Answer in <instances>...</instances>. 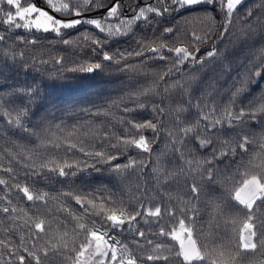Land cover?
I'll return each mask as SVG.
<instances>
[{"label":"snow or ice","instance_id":"obj_1","mask_svg":"<svg viewBox=\"0 0 264 264\" xmlns=\"http://www.w3.org/2000/svg\"><path fill=\"white\" fill-rule=\"evenodd\" d=\"M164 4L163 8L154 7L151 4L146 7H139L138 11H134L132 16H124L122 14L120 0H44L45 7H39L35 0H0V3H6L8 10L3 12L2 23L9 29H26L28 31L53 33L60 38V42L64 45L73 43L72 40L64 38V30L75 29L81 24L91 25L104 34L101 39L95 35L85 32L78 39L82 40L85 45L89 43L93 46V52L102 51V61L115 63L122 66V71H136L138 66L126 63L131 58H141L142 63L146 64L150 59H159L165 61L172 59V68H165L158 74V80L153 81V86L137 90L132 93L130 99L137 101V108H145V104L140 101L141 97H148L156 94L155 85L164 82L166 92L185 91V84L182 79H174L173 83L167 84V78H173L181 71V66L186 62H191L192 66H203L208 59L219 55L218 49L213 46L205 56L197 57L200 52L196 45L211 39L213 28L216 25L217 15L222 17L220 27L222 31L220 37H225L232 31L234 20L241 19L237 15L239 7L244 0H158ZM207 5L208 8L202 9L199 14L187 17L183 23L192 25L190 33L192 42L184 44L180 42V46H170L165 38L153 37L151 41L137 40V50L112 52L103 50L104 45L117 37L127 36L133 31V25L138 22H149L148 14H154L157 17L163 16L165 13L175 11L180 13L182 10L195 11V6ZM103 9V15L99 18L85 17V13L97 12ZM252 12L249 11L243 18L241 38H247L249 32L255 27L250 17ZM74 17V18H68ZM112 21H117L112 23ZM197 28L203 32V35L197 34ZM179 28L165 27L161 37L168 34H177L179 40ZM185 34L188 32L186 30ZM5 39L0 36V41ZM23 41V38H21ZM28 44H35V39L23 41ZM165 53H170L171 57ZM154 54V55H149ZM5 58L16 59L15 51L9 50L3 52ZM23 58V53H20ZM253 59L261 62L264 67V46L253 51ZM42 64L47 61L40 60ZM56 64H61V59L55 60ZM251 63V61H250ZM256 64H253V68ZM104 64L102 62H88L78 65L70 71H80L92 73L96 70H102ZM172 69H175L173 72ZM252 69H249L251 72ZM257 76L261 72L255 73ZM250 81H242L241 87H237L229 102L221 110L213 101L211 104L200 102L195 105L197 119L194 123H188L184 119V114L193 107L191 98L181 100L173 109L171 105L165 107L163 101L161 103H153V111L156 113V120H146L138 122L132 118H122L121 124L124 125L120 134L112 132H104L100 135L96 130L90 128L91 143H87L84 139L76 137L75 141L72 137L76 131L83 125H74L72 131H68L66 135H57L49 125L42 132H36L23 123V117L27 116L26 106L15 112L9 109L4 103H0V116L4 117L10 126L16 127L22 132L36 136L38 144L35 148H24L19 152L8 151L7 156L10 157L8 166L0 164V172L7 173L9 179L0 177V186H3L5 195L0 196V231L10 234L14 229L27 227L32 236L39 238L45 232L46 221L37 218L34 221V229L30 222L32 217L28 215V211L23 207H17L11 200L13 192L22 194V198L31 202L47 204L49 200H54L61 204V208L57 211H63L72 216L76 222L73 228L74 237H69L68 232L55 235L56 242L37 248L35 240L32 241V247L24 245V237L21 236V245L13 247L12 242L8 239H0V247L7 249V264H145V262L163 261L164 264H264V259H254L259 253L260 257H264V142L259 144L260 152L256 153L253 160L244 166L243 173L240 175L239 181L236 175L225 177L222 184L231 187L227 188V195L221 201H213L210 203L211 211L214 213V219L219 223L222 219L225 225H231V238H213L209 243H199L197 237V229L195 227V217L199 215V209L193 205L189 209L182 208L180 210L183 218L178 221V228L173 226L171 231L165 229L160 224L162 218L166 215L171 221L176 219V209L174 207L164 208L161 203L153 207H145L142 197H131L140 204L139 208L134 207L130 201L126 202L123 195H115L109 192L107 195L103 191L83 192L76 188H70L68 191H62L57 196H51L47 191H35L34 185L36 181L33 177L55 174L59 178L75 177L79 172L87 171L89 168L95 171L101 169L96 167L98 164L108 165L109 170L120 178L121 182L129 174L138 171V179L144 175V170L151 167L155 184L160 187H166L172 182L179 181L184 178V186L187 189V195L191 200L199 201L200 194L203 191L205 183L212 184L216 181V169L213 165L219 157H227L236 155L237 149L247 153L248 146L257 143L255 137H250L245 128L248 127L249 121L261 123L264 126V97H261L256 103H250L247 107L235 108L234 98L246 89L244 85ZM13 95H24L23 92L14 93ZM27 95L31 97L33 90L28 89ZM2 99V98H0ZM11 103V100L8 101ZM120 107V105H117ZM137 108H128L126 105L122 107L124 113H130ZM109 113H101L97 111L93 115H108ZM165 120H168L172 127H166ZM229 129L240 128V132L232 140L221 139L224 127ZM56 129L60 133L65 132V126L57 124ZM151 130L153 136L151 138L145 136V131ZM167 134V143L165 149L156 155L154 161L151 159L147 164L137 157L128 156L127 163H112L118 160L120 156L126 155L129 150L135 149L140 153L153 154V145L159 141L163 134ZM88 136L89 133H84ZM194 139L201 149H207L213 146L211 158H191L186 159L184 155V145L189 140ZM261 141H264V132L261 133ZM100 143L97 144L96 141ZM179 145V147L177 146ZM234 145V146H233ZM219 147L224 151L217 155L216 148ZM63 149L66 158H60L57 155L49 156L51 150ZM115 150L113 152L112 150ZM76 152L81 153L88 159H72L68 153L75 155ZM179 154L180 166L169 170L166 157L169 155ZM24 161H32L25 163L24 168L28 169L24 173L26 181L31 183H21L20 177L12 166L13 161L18 158ZM92 162L89 163L88 160ZM259 159L260 163L253 161ZM155 165V166H153ZM191 177V182L188 178ZM197 177L199 179L197 180ZM136 191L144 192L137 183ZM62 198H70L79 205L83 210V214L74 215L70 209L62 203ZM191 200L188 203H191ZM170 202V201H169ZM192 211L193 216H188L187 212ZM22 214V215H21ZM152 217L153 223L159 227L158 233H152V236L168 237L171 241H175L179 245L178 251L175 245L164 242H155L148 239V234L140 227L139 218ZM21 220L22 224L16 221ZM5 222H8L7 224ZM145 223H148L145 220ZM124 231L134 233L132 244L130 247L126 243L116 240L109 231ZM82 239H79L80 237ZM67 238V239H66ZM78 240V243H77ZM146 240V245L143 241ZM71 243V247L69 246ZM149 250L147 255L143 251ZM22 249V251H21ZM139 252V254H138ZM0 264H5L0 258Z\"/></svg>","mask_w":264,"mask_h":264},{"label":"trees","instance_id":"obj_2","mask_svg":"<svg viewBox=\"0 0 264 264\" xmlns=\"http://www.w3.org/2000/svg\"><path fill=\"white\" fill-rule=\"evenodd\" d=\"M44 3V0H41ZM122 14L124 16H132L134 11H138L139 7H146L151 4L154 7L163 8L164 4L159 3L158 0H120ZM207 5L195 6V11L182 10L180 13L175 11L165 13L161 17L154 14H148L149 22L140 21L137 25H133V31L122 37L112 39L109 43L104 45L103 50L112 52L137 50V40L151 41L153 37L165 38L170 46H180V42L190 44L192 25H185L183 21L190 16L200 13L202 9L208 8ZM0 8L3 12L8 10L6 3H0ZM251 11L252 16L250 20L255 24V27L248 33L247 38H241V31L243 25V18ZM3 12H0L2 15ZM103 15V11H97L89 17L99 18ZM217 15L216 25L213 28L211 39H207L203 43L196 46L199 47L200 52L197 57L205 56L206 53L215 46L219 55L208 59L203 66H192L191 62H186L181 66V71L173 78H167V84L173 83L174 79H182L185 84V91L166 92L167 85L164 82H159L155 85L156 94L148 97H141L140 101L145 104V108L138 109L137 101L130 99L132 93L138 89L142 90L146 87L153 86V81L158 80V74L165 68H172V59L161 61L159 59H150L146 64L142 63L141 58H131L126 61L130 65L138 66L136 71H122V66L115 63L102 61V51L93 52V46L89 43L85 45L78 37L87 32L95 35L101 39L104 38L103 33L91 25L81 24L75 29L64 30V38L73 41L69 45H64L60 42V38L53 33H44L36 31H28L26 29H9L8 26L0 22V36L5 39L0 41V103H4L9 109H13V115L16 111L27 108V116L23 117L25 126L36 132H42L45 127L49 125L57 135H66L68 131L73 130L74 125H83L76 131L72 139L75 141L76 137L84 139L87 143H91L90 128L96 130L100 135L104 132H112L120 134L123 131L124 125L121 124L122 118H132L138 122L146 120H156V113L153 111V103H161L167 108L169 105L174 109L176 104L181 100L191 98L193 107L185 114L184 119L188 123H194L197 119L195 105L197 102L211 104L213 101L221 110L229 102L232 92L237 87H241L242 81H250L244 85L245 91L234 98L235 108L238 110L241 107H247L250 103H256L261 97H264V67L261 62L253 59V51L264 46V0H244L239 7L237 15L241 19L234 20L232 24V31L225 37H220L219 33L222 31L220 27L222 17ZM117 21H112L116 23ZM165 27L179 28V40L177 34H168L166 37H161ZM188 32L186 35L185 32ZM197 34L203 35V32L197 28ZM23 41L35 39V44H28ZM14 50L16 59L12 60L5 58L3 52ZM23 53V58L20 53ZM154 55V54H149ZM166 56L171 57L170 53H165ZM61 59V64H56L55 60ZM45 60L46 64L39 61ZM88 62H102L104 68L96 70L92 73H85L80 71H70L80 64ZM251 61V63H250ZM256 67L253 68V64ZM249 69H252L249 72ZM175 72V69H172ZM261 72L260 76L255 73ZM32 89L33 95L29 97L27 90ZM23 92L24 95H13L14 93ZM11 100V103L8 101ZM120 105V107H117ZM126 105L128 108H137L136 111L124 113L122 107ZM97 111L101 113H109L108 115H93ZM57 124L65 126V132L60 133L56 129ZM166 127L171 128L172 124L165 120ZM250 137H255L257 143L248 146L247 153L241 152L237 149L236 155H229L227 157H219L213 167L216 169V181L212 184L205 183L203 191L200 194L199 201L191 200L187 195V189L184 186V178H179L178 183L172 182L166 187H160L155 184L151 167L144 170V175L138 179V171L129 174L125 177L123 182L120 178L113 174L108 165L98 164L96 167L100 171H95L89 168L87 171L79 172L77 176L68 178H59L55 174L33 177L36 181L34 185L35 191H47L51 196H57L62 191H68L70 188H76L83 192H97L101 190L107 195L109 192L117 196L123 195V199L129 202L136 208L140 204L131 197H142L145 207H153L161 203L164 208L174 207L176 209V219L171 221L166 215L160 221V224L166 230L171 231L172 227L178 228V221L183 218L180 210L182 208L189 209L195 205L199 209V215L195 217V227L197 229L198 242L209 243L213 238H231V225H225L221 219L219 223L214 219V213L211 211L210 203L213 201H221L227 195L226 189L231 187L230 184L224 185L221 183L225 177L235 174L236 180L239 181L240 175L243 173L244 166L249 164L250 160L256 153L260 152L259 144L261 142V133L264 132V126L255 121H249L248 127L244 129ZM89 133L85 136L84 133ZM240 132V128L229 129L227 126L223 129L221 139L232 140L236 134ZM145 136L151 138L153 133L151 130L145 131ZM100 143L99 140L96 141ZM167 143V134L160 136L159 141L153 145V154L151 157L148 153H140L138 150L131 149L126 155L120 156L118 160L112 163H127L128 156L137 157L144 161L145 164L155 160L156 155L161 153ZM38 144L36 136L28 135L16 127L10 126L6 119L0 116V164L8 166L10 157L7 156L8 151L19 152L24 148H35ZM179 147V145H177ZM234 146V145H233ZM115 152V150H112ZM213 146L207 149H201L194 139L189 140L184 145L185 158L195 156L197 158H211ZM217 155L224 151L219 147L216 148ZM191 153V156H189ZM57 155L60 158H66L63 149L51 150L49 156ZM264 155V154H262ZM72 159H88L81 153L76 152L75 155L68 153ZM170 163L167 167L169 170L176 168L179 170L180 161L179 154L169 155L166 157ZM32 161H24L23 158H18L13 161L12 166L20 177L21 183H31L26 181L24 173L28 169L24 168L25 163ZM89 163L92 161L89 159ZM260 163L259 159L253 161ZM155 166V165H153ZM0 177L9 179L7 173L0 172ZM191 177L188 182H191ZM199 177H197V180ZM137 183L144 192L136 191ZM5 195L3 186H0V196ZM11 200L18 208L23 207L28 211V215L32 217L31 223L34 229V221L37 218L44 219L45 232L39 238L32 236L27 227L14 229L10 234L0 231V239H8L12 242L13 247L21 245V236L24 237V245L31 248L32 241L35 240L37 248L45 246L50 243H55V235L57 232H68L69 237H74L73 228L75 221L72 216L63 211H57L61 208V204L54 200H49L47 204L36 202L33 205L31 202L22 198V194L13 192ZM191 200V203L188 201ZM170 201V202H169ZM62 203L65 204L74 215L83 214V210L79 205H76L70 198H62ZM264 214V209L261 210ZM22 215V214H21ZM188 216H193L192 211L187 212ZM145 220L148 223H145ZM154 218L142 217L139 218V224L136 227L142 228L148 234V239H153L155 242H164L173 244L178 251L179 245L175 241H171L168 237L152 236V233H158L159 227L153 223ZM6 224L8 222H5ZM17 224H22L21 220L16 221ZM115 237L116 240L134 247L132 240L134 233L127 229L124 231H113L106 229ZM66 238V239H67ZM81 236L79 239H82ZM78 243V240H77ZM146 245V240L143 241ZM72 246L71 243L69 245ZM22 251V249H21ZM148 249L143 251L144 255L148 254ZM139 254V252H138ZM0 258L7 264L9 259L7 249L0 247ZM254 259H264L260 257L259 253ZM18 264V262H14ZM34 264V262H33ZM60 264V262H55ZM145 264H164L163 261L145 262Z\"/></svg>","mask_w":264,"mask_h":264},{"label":"water","instance_id":"obj_3","mask_svg":"<svg viewBox=\"0 0 264 264\" xmlns=\"http://www.w3.org/2000/svg\"><path fill=\"white\" fill-rule=\"evenodd\" d=\"M35 1H36L40 6L45 7V5L42 4L40 0H35ZM102 10H103V9H102ZM94 13H95V12L85 13L84 16H87V15H89V14H94ZM68 18H70V17H68Z\"/></svg>","mask_w":264,"mask_h":264},{"label":"rangeland","instance_id":"obj_4","mask_svg":"<svg viewBox=\"0 0 264 264\" xmlns=\"http://www.w3.org/2000/svg\"><path fill=\"white\" fill-rule=\"evenodd\" d=\"M36 3V2H35ZM37 4V3H36ZM39 7H42V6H40L39 4H37ZM43 8V7H42ZM85 17H88V18H92V17H89V16H85ZM2 18H6V17H4L3 16V14L1 15L0 14V22H2Z\"/></svg>","mask_w":264,"mask_h":264}]
</instances>
